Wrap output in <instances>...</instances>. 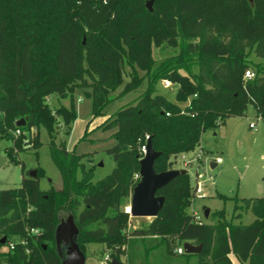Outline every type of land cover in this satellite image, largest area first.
I'll use <instances>...</instances> for the list:
<instances>
[{"label": "trees", "instance_id": "obj_1", "mask_svg": "<svg viewBox=\"0 0 264 264\" xmlns=\"http://www.w3.org/2000/svg\"><path fill=\"white\" fill-rule=\"evenodd\" d=\"M105 1L91 4L98 9ZM146 1L118 0L105 24L87 30L78 0H0V140L9 142L4 155L17 163L18 151L37 149L43 126L62 181L59 190L40 189L42 170L36 167L19 187L0 190V264H61L54 233L68 216L84 255L88 244L98 243L100 255L106 251L118 264H155L157 256L168 264H188L190 258L195 264H232L230 253L242 264H264V197L235 204V210L252 212L249 224L232 223L224 210L215 212L213 222L195 220L188 211L194 187L187 171L156 191L164 200L155 217L127 228L130 217L122 208L138 181L133 176L145 135L160 152L153 169L162 172L198 147L202 133L243 116L248 105L264 118V0H153L151 10ZM163 47L177 51L158 61L153 49ZM246 70L251 78H244ZM144 80L140 96L98 126L114 130L115 143L105 150L114 167L92 180L81 156L55 142L57 127L67 135L76 117L73 91L82 88L90 99L91 121ZM158 80L176 85L174 101L156 93ZM51 95L69 96L70 105L50 107ZM185 240L200 243V252H173Z\"/></svg>", "mask_w": 264, "mask_h": 264}, {"label": "rangeland", "instance_id": "obj_2", "mask_svg": "<svg viewBox=\"0 0 264 264\" xmlns=\"http://www.w3.org/2000/svg\"><path fill=\"white\" fill-rule=\"evenodd\" d=\"M176 51L171 47H163L153 49V55L159 61L172 56ZM250 59L258 61L253 54L250 55ZM143 74L144 72H140V75ZM127 81L129 77L124 75L123 83ZM122 87L123 84L113 94H119ZM145 88L144 80L135 90L109 103L104 109V114L91 121H89L91 119L90 99L85 97L82 88H76L73 91L72 102L76 117L67 135L64 134L62 126L57 127L55 142L58 144L63 141L68 150L81 156L80 163L84 169L92 168V180L105 177L114 167V161L105 151L115 143L112 137L114 130H103L98 126L119 107L133 102ZM175 88L176 85L165 87L162 80H158L155 84L156 93L162 94L171 101H174ZM48 104L50 107L59 105L67 107L70 105V97L60 98L57 95H51L48 98ZM249 123H253L255 127L250 128ZM85 129L87 134L85 138H82ZM37 131L40 142L37 149L28 146L17 152V163L6 159L0 166V190L19 187L22 176L35 170L36 167L42 170L39 178L40 189L46 190L50 187L55 190L61 189V175L50 158L49 137L46 129L39 126ZM32 132H35V128ZM8 145L9 142L0 140L1 154L4 155V148ZM200 148H203L205 153L199 155ZM215 158H219L220 162L216 163ZM183 160L190 163L183 166ZM210 162H215L216 165L211 167ZM173 168L187 171L191 187L195 186L196 181L201 185L202 196L194 197L188 207V211L194 212L198 219L208 223L213 222L215 212L224 210L225 218L234 224L251 223L254 220L252 212L249 209L235 210L234 206L236 203L241 204V199L264 197V118L257 117L253 107L248 105L243 116L227 117L216 129L202 133L200 145L193 151L178 156L173 163ZM80 169V166H77L74 170L75 180H79L81 176ZM203 208L209 209L207 217L203 215ZM237 212L240 213L239 216H236ZM137 218L129 219L128 230L147 221L146 219L137 221ZM100 251V244H88L83 264H98Z\"/></svg>", "mask_w": 264, "mask_h": 264}, {"label": "water", "instance_id": "obj_3", "mask_svg": "<svg viewBox=\"0 0 264 264\" xmlns=\"http://www.w3.org/2000/svg\"><path fill=\"white\" fill-rule=\"evenodd\" d=\"M118 0H107L100 4L96 9L92 6L91 0H78L77 10L82 16L84 26L87 30L94 29L105 24L114 9ZM153 0H147L145 6L151 10ZM251 1V0H249ZM27 117L20 118L15 122L16 126L23 125ZM160 155V152L155 151L151 145L150 138L146 141L145 152L138 161V175L139 179L132 188L130 194V216L138 218H153L157 215L159 209L163 204V196L156 195V191L170 181L173 177L186 173L185 169H169L162 172H155L153 163ZM6 161L5 155L0 152V166ZM213 167V164L210 165ZM30 177L36 175V170L28 173ZM209 214L208 208H203V215L207 217ZM77 228L73 221L72 216H68L62 220L56 227L55 249L61 261V264H83L85 255L79 249L76 237ZM1 239V243L3 242ZM183 253L197 254L200 252L202 245L193 244L190 241H183L181 243ZM112 264H118L114 259L111 260Z\"/></svg>", "mask_w": 264, "mask_h": 264}, {"label": "built area", "instance_id": "obj_4", "mask_svg": "<svg viewBox=\"0 0 264 264\" xmlns=\"http://www.w3.org/2000/svg\"><path fill=\"white\" fill-rule=\"evenodd\" d=\"M252 76H253V73H252L250 70H246V71L244 72V78H251ZM162 83H163V85H164L165 87H168V86L171 85V83H170L168 80H162ZM249 127L253 129V128L255 127V125H254L253 123H249ZM18 133H19V131L16 130L15 134H18ZM148 138H149V136H148V135H145V143L142 144V145L140 146V151H141L142 155H143L144 152H145L146 141H147ZM199 151H200V152H199V155H201L203 152H202L201 150H199ZM182 155H183V154H182ZM182 155H181V156H182ZM198 158H199V156L197 157V159H198ZM215 162H216V163H219V162H220V159H219V158H215ZM189 163H190V162H187V161H184V160H183L182 165H183V166H187ZM133 177H134V179H139V175H138V173H135ZM201 196H202L201 185H200V183H199L198 181H196V184H195V186H194V197H201ZM122 209H123V212H124V213L128 214V216H129L130 218H132V217L130 216V203H129V202H128L126 205H124ZM192 214H193L195 220H200V219H198V218L195 216L194 213H192ZM34 232H37V231L35 230ZM8 247H9V248L12 247L11 243H9ZM8 247H6V248H8ZM174 251H175L176 253H178V254L183 253V249H182L181 246H178ZM111 260H112V258H110L109 253L106 252V251H104V252L100 255V258H99V260H98V264H107V263L110 262Z\"/></svg>", "mask_w": 264, "mask_h": 264}, {"label": "crops", "instance_id": "obj_5", "mask_svg": "<svg viewBox=\"0 0 264 264\" xmlns=\"http://www.w3.org/2000/svg\"><path fill=\"white\" fill-rule=\"evenodd\" d=\"M171 90V89H170ZM201 149V151L203 152V153H205L204 151H203V148H200ZM211 164H213V166H215L216 164H215V162H210V165ZM194 213V212H193ZM195 214V213H194ZM140 219H146L147 221H149L150 220V218H137V221L139 220L140 221ZM136 221V222H137ZM135 223V222H134ZM134 228H135V226H134ZM180 246H181V244H180ZM178 247V246H177ZM177 247H175L174 249H173V252H175L174 250L177 248ZM162 256H157L156 258H155V264H168L166 261H165V258L164 257H162ZM229 258H230V260H231V262H232V264H242V263H240L238 260H237V258L232 254V253H230L229 254ZM188 264H195L194 263V259L193 258H190V260H189V262H188Z\"/></svg>", "mask_w": 264, "mask_h": 264}]
</instances>
